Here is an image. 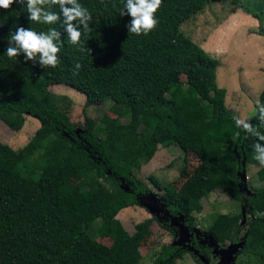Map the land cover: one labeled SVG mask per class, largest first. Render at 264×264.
<instances>
[{
  "label": "trees",
  "instance_id": "obj_1",
  "mask_svg": "<svg viewBox=\"0 0 264 264\" xmlns=\"http://www.w3.org/2000/svg\"><path fill=\"white\" fill-rule=\"evenodd\" d=\"M211 1L162 0L157 26L135 35L127 28L131 16L120 14L126 0H78L92 14L93 31L81 38L90 54L67 41L62 14L45 25L30 22L18 3L0 9V122L15 131L29 115L42 122L20 149L0 140V264H139L152 221L131 233L117 215L149 189L134 170L171 145L193 153L199 164L193 172L182 169L178 189L151 175L159 197L192 227L203 198L216 190L243 202L250 213L245 225L242 212H220L209 230L227 245L246 226L241 253L264 264V187L247 196L240 175L245 157L246 170L259 163L256 139H245L235 125L226 88L217 82L219 60L181 29ZM50 10L60 13L58 6ZM17 27L60 31L59 65L45 69L23 54L9 59L7 38ZM56 84L85 93V113L108 97L113 104L93 129L88 120L72 123L53 97ZM259 100L264 103V90ZM250 123L258 124L256 114ZM259 175L264 179V168ZM203 251L210 255L211 249ZM186 252L170 243L153 264H175Z\"/></svg>",
  "mask_w": 264,
  "mask_h": 264
},
{
  "label": "rangeland",
  "instance_id": "obj_2",
  "mask_svg": "<svg viewBox=\"0 0 264 264\" xmlns=\"http://www.w3.org/2000/svg\"><path fill=\"white\" fill-rule=\"evenodd\" d=\"M256 12L258 16L255 15ZM181 29L219 60L217 82L219 86L226 88L227 107L235 116L250 121L256 114L255 102L260 99L264 90V3L260 0H212L185 21ZM182 78L184 79L185 76ZM51 91L56 103L72 123L87 124L89 121L91 129L96 126L104 113L109 112L113 104V100L108 97L103 104L88 107L85 113V93L67 84H56L51 87ZM41 124L39 118L29 115L23 128L15 131L1 121L0 140L12 145L15 149H20L35 134ZM186 154L176 145L167 148L160 147L148 163L134 170V174L137 179L147 184L150 191L162 193L150 180L151 175L171 189H178L185 181L181 175L182 169L185 167L193 172L199 164L198 158L193 153ZM262 168L264 166L259 163H252L247 168L245 184L249 186L252 194L255 189L264 187V179H261L259 175ZM78 178L79 176L75 175V179ZM202 204L203 211L196 213L198 220L196 227L200 233L198 238L205 240L202 244L207 245L211 253L207 255L195 248L200 251V254H205L210 258L212 263L217 264L219 257H216L213 252L216 249L225 248L231 242L227 245L214 243L215 234L209 230L213 217L220 212H242L246 206L243 202L233 200L222 190H216L204 197ZM246 210L248 213L247 207ZM117 218L131 233L137 230V226L143 227L146 222L152 221L151 231L142 243L143 259L139 264H153L162 249L175 242L176 229L167 226L166 218L151 212L141 202L123 208ZM249 218L250 213H248V220ZM244 228L239 240L245 237ZM98 240L107 245L113 243L110 238L99 237ZM192 244H194L193 239ZM175 264L201 263L193 252L187 250L181 258L175 261ZM235 264H260V258L253 255L250 257L247 253H239Z\"/></svg>",
  "mask_w": 264,
  "mask_h": 264
},
{
  "label": "clouds",
  "instance_id": "obj_3",
  "mask_svg": "<svg viewBox=\"0 0 264 264\" xmlns=\"http://www.w3.org/2000/svg\"><path fill=\"white\" fill-rule=\"evenodd\" d=\"M14 3H18L26 9L27 19L32 23L54 25L61 20V26L67 34V41L77 46L81 52L90 54L91 50L85 48L81 43L82 35L90 33L92 14L86 7H83L78 0H0V9L8 10ZM162 4V0H126L121 15L131 16V21L127 25L130 34L147 35L158 24L155 13ZM53 6H58L60 13L51 11ZM8 46L5 54L9 59L24 55L25 62L32 61L38 63L42 68H56L60 61L58 53L61 42V32L55 27L48 28L47 31H35L32 28L17 27L8 36ZM80 63H76L73 70L74 75H78L81 68ZM257 125L240 116H234L233 120L237 128L241 129L247 139L254 137L256 143L253 145L254 159L264 166V103L256 100ZM240 133H237L239 136Z\"/></svg>",
  "mask_w": 264,
  "mask_h": 264
},
{
  "label": "water",
  "instance_id": "obj_4",
  "mask_svg": "<svg viewBox=\"0 0 264 264\" xmlns=\"http://www.w3.org/2000/svg\"><path fill=\"white\" fill-rule=\"evenodd\" d=\"M246 159L247 157H245L243 161L244 170L240 173L242 178L241 186L242 190L245 191L246 195L250 196L252 195V193H250L249 191L250 188L249 186H247V184H245V179H247ZM138 201L141 202V204H143L145 207H148L151 212H154L155 214L161 215L166 218L170 226L176 229L177 235L174 240L175 242L173 243L174 245L178 246L179 248L187 249L193 252L194 255L198 257V260L201 264H214L211 262V259L208 258L205 254H200V251L195 248L194 244H192V239L194 238V236L198 237L200 234L199 229L196 226H190L187 223V217L184 214H172L170 209L167 207L166 201H164L162 197H159V195L154 191H151L150 193L145 194L143 196H138ZM242 215V225H244L248 220V213L246 207H244ZM245 239L246 236L241 238L239 241L231 242L225 248L216 249L213 254L215 253L214 255L216 257H219V262L217 264H235L236 256L241 253L242 250L245 248ZM214 243L220 244L216 236Z\"/></svg>",
  "mask_w": 264,
  "mask_h": 264
},
{
  "label": "flooded vegetation",
  "instance_id": "obj_5",
  "mask_svg": "<svg viewBox=\"0 0 264 264\" xmlns=\"http://www.w3.org/2000/svg\"><path fill=\"white\" fill-rule=\"evenodd\" d=\"M150 192H151V191L148 189L145 193L140 194L139 196H143V195L148 194V193H150ZM157 194H158V193H157ZM171 213H172V212H171ZM172 214H174V215H180V214H175V213H172ZM167 222H168V221H167ZM167 224L169 225V222H168ZM190 226H191V225H190ZM240 236H241V235H239L237 241H239ZM193 241H194V245H195V247L198 248V249H200L201 251H203L204 247L206 248V246H207V245L202 244V242H204V239H200V238H198L197 236H194ZM207 247H208V246H207ZM202 248H203V249H202ZM203 252H204V251H203ZM210 253H211V252H210Z\"/></svg>",
  "mask_w": 264,
  "mask_h": 264
}]
</instances>
